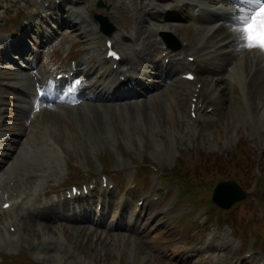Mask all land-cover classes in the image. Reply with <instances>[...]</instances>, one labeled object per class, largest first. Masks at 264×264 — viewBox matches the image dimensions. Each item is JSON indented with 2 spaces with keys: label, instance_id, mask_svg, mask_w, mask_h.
<instances>
[{
  "label": "rangeland",
  "instance_id": "374dc122",
  "mask_svg": "<svg viewBox=\"0 0 264 264\" xmlns=\"http://www.w3.org/2000/svg\"><path fill=\"white\" fill-rule=\"evenodd\" d=\"M42 1L43 0H0V39L7 38V35L12 36L15 33L20 38L25 34H29V37H25V39H29L27 44H29V48H31L30 52H32V48L38 49L36 40L40 43V39L37 33H44V29L47 26L46 24H42L43 28H41L38 21L34 23L32 19L37 18L42 12ZM176 1L179 3L180 0ZM182 1L190 2V0ZM55 2H61V0H56ZM62 2L68 6L80 8L86 20L90 21L89 23L91 25L88 28L94 27L95 39L91 45V54L96 53L97 57H95V63L97 66H99L101 54H103L106 39L108 37L112 39L114 35L118 34L127 38V41L122 39L123 43L128 42V44H130L133 42L131 39L134 40L138 29H140V25L143 24L144 31V27L147 26L148 31L152 33H150L151 41H153L154 44L155 42L158 43L160 51L161 48H163V45L160 43V40H162L161 34L169 33L173 35L171 40H173L175 44L179 43L181 45L180 51L175 52L178 53L177 57L181 58L183 55L185 57H193L189 56L195 55L193 54L195 52L193 48L199 49L204 41V35L201 30H198L196 27L197 24L194 22V18L200 13L201 7L203 8L202 13H204L205 16L211 14L206 11V8L210 6V3L206 1L200 2L202 4H208V6L199 7L187 4L183 7L182 5V9L173 12L179 14V19L176 20V24L183 25V27L185 26V29L176 32L175 29H172V31L170 28L162 26L169 30L163 29L159 23H155L148 19L147 16H143L141 11L144 6L147 7L149 3L153 5L158 4L156 6L161 5V7L166 9L170 8L169 6H171L172 3L169 0H62ZM100 2L105 5L104 8H99L98 3ZM142 3H144V5H142ZM216 4L217 2L211 5L215 6ZM220 5L221 4L217 7H220ZM149 9H153V7H148V10ZM19 11L24 16V20L17 22L15 19ZM62 14L65 16L66 10L64 13L62 12ZM96 15L107 17L109 22L113 25L114 31L110 36L101 32L99 23L95 20ZM163 17L164 16L159 19L162 22L164 21ZM141 21L145 23L140 24ZM27 22L33 24L30 28L31 31H28L29 24H26ZM48 26L49 27L46 29L49 33L54 35V39L45 49H42L43 51L40 50L42 51L40 55L41 59L38 60L35 69L30 71L31 74L38 71L47 74L56 69L59 71V69L64 67L63 58L65 59L68 53L71 59L77 60V64L87 58L88 54L82 52V50L84 51L86 49L83 44H79L80 47L74 46L73 52H70L68 49L69 46L77 41L78 35H71L69 41L65 38L70 32H63L61 27L54 23ZM59 39H65V41L59 42ZM192 39L197 42L193 47L190 46ZM116 40L117 38L115 41ZM232 40V38H228L224 43ZM146 44L149 55L146 56L148 64L144 65H151L149 62H157L159 57L162 58V64L164 63V59L165 62L170 60L169 57L165 58V53L163 54V51L162 53L160 51L158 52L157 47H155L156 44L152 45L150 42L152 47L149 46L148 43ZM121 46L123 47L126 45L121 44ZM153 46L155 47V51L153 50L154 52L150 55ZM209 47L211 48L210 45ZM54 50L56 53H53ZM210 50L211 49H204V52ZM202 51L203 49L201 48L200 53H203ZM248 51V49L245 50V55L240 53L239 58L244 56L248 58L249 61H252L249 57L252 53L248 55ZM28 54L29 53L25 55L27 59L29 57ZM205 55L206 54H204V56ZM80 57H82L81 60ZM196 57H198V55L193 58L197 60L198 58L196 59ZM200 58L202 59L199 60L198 66L196 64L192 65L190 71L196 72L198 77L203 75L202 77L204 78H212V82L206 81V83L197 84L196 81L189 84L181 80L182 82H179L178 85L176 84L174 89L175 93L177 91L180 93V95H177V101L176 99L173 100L172 96L168 95L167 92V95L164 93L159 97L161 99L157 98L154 100L153 97L151 98L152 101L148 100L146 103L144 102L149 113L147 116V123H142L143 119H139L142 118V116L139 117L137 113L136 118H130V120L127 118H125V120L118 119L115 117V113L119 115L122 111L118 112L113 110L110 113L107 112L108 115H98L95 117V121L92 118L91 121L83 119L79 127L72 115L71 118L74 121L71 120L69 115L71 111L68 112V108L64 106L56 108L54 113V116L58 120L57 124H55L56 128L47 125L48 122L42 115V117H38L35 123L41 120L40 124L43 130H45L44 128H48L50 133H47H49L53 139L54 136L61 139L60 146L55 143L49 135L47 141H45L46 139H42L38 142L37 140L41 139V137H37L34 132L31 133L30 131H28V135L22 137L24 143H22V138H14L16 135L13 132L19 127L23 120L22 114L19 111L21 109L22 112L26 111L23 108L26 102L24 100L25 103H22L17 100L19 95L14 93L13 87L10 85H15V83L18 82L20 84L19 86L22 84L28 86L31 84L32 76L28 74V71H23V73H26L20 75L22 80H18L10 71L4 69L8 66L6 64L8 61H5L6 58H3L4 62L0 64V108L3 112L0 117L2 121L0 128L1 142L6 140L7 137L21 142L19 146L17 145L15 147L19 148L21 146V149L19 148L13 153V159L15 156L22 155L24 160L26 159L31 163L34 158L39 160L40 157L43 156V160H47V156L52 155L50 159L56 160L57 168L52 169L56 167L55 162L49 164V162L45 163L46 161H43L40 169H49V171H46L48 173L43 175L44 173L41 172L42 170L32 172L36 175H43L42 178L38 177L30 181L32 179H30L27 174L23 175L24 177L20 179L13 180L15 177H8L13 171L22 172L25 169L22 167L17 168L15 165L11 169L10 166L14 161L10 158L9 162L12 161V163L9 165V168H6L7 171L5 173L0 174V179L7 175V177L4 178L6 181H3V183L7 185L4 190L0 192V196H3L0 207L4 201H17L21 195H34L33 201H36L37 196H35V194L39 192V198L46 205H49L50 202L44 199L46 187L61 189L63 187L69 188V186L73 184L81 185L88 184L89 182L94 184L95 181L99 182L101 180V176L106 175L107 178H112L114 182L121 184V191L115 189L110 190L116 195L117 200L126 199L130 209L133 210L136 205H140L145 199L144 206L147 217L153 213H160V215L154 222L153 227L158 230L152 231L149 235L143 234L142 236H135L137 242L133 238V242L135 241L136 243L137 252H133V247L130 245L133 243L131 242H128V245H126L127 242L124 243L130 248L127 249L126 247H122V245L120 246L121 241L118 243L116 238H114L115 241L110 238L108 241L106 240V243L103 239L95 241V236H91L88 238L89 240H87V238L83 236L80 228L69 225L70 222L51 224L47 221L46 224L36 222L29 214L25 217L26 220L23 222V228L30 235L16 233L14 232V227L11 229V235L8 231L9 227L5 226L6 219H2L0 220V235L8 238L11 243L9 244L1 239L0 264H19L18 260H20L21 264H136L137 262L134 263L132 256L135 253L141 258H145L143 264H192V262H194L193 264H232L234 262L244 264L246 261V254L253 248V251H255L256 246H253L255 244V236L259 238L258 248L263 254L252 252L253 256L258 258V262L253 261V264H264V202H262L261 199L263 198L264 200V118L261 124L259 119H252V116L248 119L243 117V119L239 121L233 120V122H237L234 125V129L230 127L231 119L234 117L230 107L231 99L233 101H238L242 94L241 89H235L229 90L226 95L224 94L221 98V104L216 101L217 106L200 103L199 106L204 105L203 108L206 109L205 114L210 116V120L203 117L205 115L204 113L200 116L199 120L193 119L190 115L189 106L191 99L189 98V91H192L197 84L198 87L202 86L200 91L204 93L209 85L216 84L217 79L222 78L225 80L226 78L223 75H218L217 77L216 74H212L211 71H208L209 69L204 71V59L203 57ZM56 61L60 63L54 67L53 64H55ZM236 62L234 64H236ZM20 63L24 64V61L21 60ZM70 65V63H67V68H69ZM177 66L178 65H176V74L179 73ZM99 68L103 70L104 75H107L109 70L112 69L109 64H105ZM196 68H198L199 74ZM148 70L154 71L155 73V69L148 68ZM186 71L189 70H185L179 75H183ZM179 75H176V79ZM150 79L152 81L160 80L159 78ZM224 84L226 85V82ZM218 85H220L221 88V83H218ZM156 93L157 92H154L155 95ZM173 95L175 96L174 93ZM184 95H187L186 100L184 99ZM100 107L103 106L101 105ZM78 108L79 107H77V109ZM99 108L97 105L95 106L97 112ZM216 108H218L217 113L213 111V109ZM61 109L69 113L65 118L59 116L57 118L56 113ZM183 110L187 111L186 116L182 115L181 111ZM197 112L198 114L200 113L199 110ZM123 114L126 115V112L124 113L123 111ZM139 114H144V112L141 111ZM100 121L106 126V134L103 139L102 137L100 138ZM24 122H26V120ZM130 123L133 124L131 125ZM228 125L229 128L226 129ZM9 129L12 131L9 132ZM79 131L82 134H79ZM68 132H70L71 137H69ZM82 139L83 141H81ZM38 144H40L39 147ZM4 146L8 147L9 144L3 142L0 149ZM7 150L8 148L4 151ZM50 151L52 154H50ZM48 164L52 168L45 167ZM145 164H147L145 168L150 178V187H142L139 183H136L133 177L137 168L141 169ZM176 165L177 167L175 170ZM37 166L38 165L34 164L28 166V169L32 167L34 170ZM166 176L167 178H165ZM44 177L51 178L49 180ZM31 178H35V176L31 175ZM163 181L168 186L165 185L162 187L161 184ZM222 181H234L239 184L245 192L246 198L238 202L230 210H221L223 211L221 212L222 218L220 213H215V217L219 218L220 216L219 223H216L215 218L211 219L208 217V209L203 207L206 202L210 203L215 193L216 186ZM14 182H17V184ZM177 184L185 189L182 198H180V193L176 186ZM60 185L63 187H59ZM166 191H168V193ZM13 194H16V196L8 197L13 196ZM196 207L199 208L197 209ZM125 208V212L127 213L129 208L126 206ZM18 211L19 210H16V208L11 209L9 211L11 214L10 217L13 218V215H16ZM189 212L192 214L191 219H199L200 222L195 225V227L191 222L189 226H187L189 230L193 231L194 236L190 238L192 240L197 239L196 241L199 242L198 245L190 249L196 251V249L201 248L202 250V252L196 251L199 254L196 260H193V258H195L194 255H192L191 259L188 258L184 260L182 254L179 257L174 256V254H170L166 248L171 246L174 249L178 248L180 252L188 250V247H184V244L189 241V235H183L187 232H185L182 225H179V220L184 213ZM210 212L213 213V209ZM42 215H44V211ZM41 224H45V226L43 225L45 231L36 237L33 234L39 231ZM32 229H34L33 232L30 231ZM200 234H203L202 238L199 237ZM240 237L244 238L243 242L239 240ZM247 240L249 241L250 245L248 246L250 249H247L244 253L245 248H247L245 247V242ZM209 242H211L210 245L215 247L212 251L209 249ZM241 244L243 249L239 251V248H242L240 247ZM55 247L56 249H64L65 253H54L53 250ZM69 253L78 257L76 263H73V260H66L67 256L70 255ZM14 257H17L18 260L14 259ZM8 259L12 262L7 261Z\"/></svg>",
  "mask_w": 264,
  "mask_h": 264
},
{
  "label": "bare ground",
  "instance_id": "6f19581e",
  "mask_svg": "<svg viewBox=\"0 0 264 264\" xmlns=\"http://www.w3.org/2000/svg\"><path fill=\"white\" fill-rule=\"evenodd\" d=\"M55 1L56 0H51V1L43 0L42 1L43 4L48 3L49 5L46 8V10L42 11L41 14L38 15L37 18L33 19V22L36 23L38 21V24L41 28H43L42 24H46L47 26L46 28H48L49 27L48 25H51V23L59 25L61 29L63 30V32L65 31H67V33L70 32L66 35L67 40H69L71 35H78L77 42L80 44L82 43L86 47V51L88 52V58L85 61V65L79 64L77 68L79 73L80 72L84 73L87 78V85L85 84V94L88 96V99L84 101L83 104L81 105L77 104V106L74 108H68V112L71 111V114L61 109L59 112L56 113L57 118L58 116L65 118L66 115L68 114L70 115V118H71V115H72L75 118L76 123L79 126V124L83 122V119H88L91 121V118H92L95 121V117H97L98 115H103V114L105 115L107 114V112L110 113L111 111L115 110L118 112L122 111V113L121 114L119 113V115L118 113H115L116 114L115 117H117L118 119L125 120V118H127L130 120V118H136V113H137L139 117L142 116V118H139V119H143L142 123L144 122L147 123V116L149 115V113H148V110L144 102L146 103V101L148 100L152 101L151 98L153 97H154L153 99L156 100L162 94L164 93L166 94L167 92H168V95L172 96L173 100L174 99H176V101L178 100L177 95L178 94L180 95V93L179 91L175 93L174 89H175L176 84L178 85L179 82H181V80L180 78L176 79V75L178 76L182 70H184L185 68H188V65L185 62H176V64H173L172 66H166V67L164 65H159V63L156 65L151 62H149L151 65H144V64H148V60L146 59V56L149 55L148 54L149 50L147 49L146 43H148V45L151 46L150 42L151 44L153 42L151 41V35H150L151 32L148 31V27L147 26L144 27L145 31L143 29V25H144L143 23L145 22L143 21L140 22V24H143V25H140L139 27L140 29H138L134 37V40L131 39L133 42H131L130 40L131 42L130 44H128V42L123 43L122 39L127 41V38H124L121 35L117 34V35H114L113 37L114 44L118 50L120 47H122L121 44L126 45L120 48V51L122 52V59L118 62L120 63V66H118V73H123L124 71L122 70V68L127 67L126 79L124 81H121L119 80V77H114L112 72H109L107 75H103L100 73L95 74V70L98 67H100L102 64L100 63L99 66L97 67L95 63V56L91 55V45H92L93 40L95 39V33L93 29L94 27L92 26L90 29L88 28L91 25L89 23L90 21L86 20V17L83 16V13L81 12L80 8H75V7H71L68 5H64L63 3H60L57 5ZM169 1H171V3L173 2L172 4L170 3L171 6H169L170 7L169 9L163 8L161 6H155L152 3H149L147 7L144 6L142 13H143V16H147L148 19H150L151 21H154L155 23H159L161 27L163 26L165 28H170L171 30L175 29L176 32L184 30L185 26L183 27V25L176 24V20L179 19V14L178 13L169 14L168 13L169 10L182 9L187 4H189L190 6L195 5L199 7L208 6V4H202L201 3L202 1H206L210 3L211 9H212L211 17L208 18L202 15V13H200L197 17L196 24L199 25L198 30H201V32L204 35V41L202 43V46L199 47V49L193 48V50H195L194 53L198 55L199 60L202 59L200 57H203L204 59L203 62L205 63L204 70L207 71L209 69L208 71H211L212 74H216L217 77L218 75H223L226 77L225 80H223L222 78L217 79L216 84L214 83L215 85L213 84L209 85L205 89L206 94L205 92L202 93L198 89L197 84L204 83V82L206 83V81L212 82L211 81L212 78H209V77L204 78L202 76L199 77L196 87L192 91H189V98L191 99L190 106H189L190 114L192 111L191 108L193 107V104L195 103L193 100L194 98L200 99V102L198 103V107H197V111L199 110L200 113L198 114L197 112V114L201 116L203 113L205 114L206 109L203 108L204 105L212 104L214 106H217L216 101L220 102L221 104V98L224 96V94L226 95V93H228L229 90L241 89L242 94L240 96V99L238 101L234 100L235 102L231 99V102H230V107L232 109L231 111L234 114V117H232L231 119L230 127H232L233 129L235 128L234 125L237 122H233V120L239 121L240 119H243V117H246L248 119L250 116H252V119H259V121L262 124V119L264 118V54H263L264 52L262 53L259 49L250 50L247 47V40L245 38V33L243 31V28L245 26V21L246 20L250 21L251 17L260 8L258 7L259 3L257 2V0H248V2H245V0H202V1L200 0L201 2L199 0H190V2H184L180 0L179 3H177L176 0H169ZM216 2L217 4L215 6L211 5L212 3H216ZM221 3L223 5L218 8L217 6H219V4ZM148 7H153V9H155L156 14L153 15L152 12L148 10ZM65 10H66V14L64 16L62 12L64 13ZM160 13L166 14V19L163 22L160 21L157 16ZM32 26L33 24H29L28 31H31L30 28ZM46 28L44 29L45 31L44 33H37L38 38L40 39V43L37 42L36 40L39 46V49L34 48V52L33 54H31L28 60H27V57H25V55H27L29 51V47L27 46L28 40H26L25 37H29V34H25L21 38L17 36V34H14L12 36H8L7 38L0 39V58H1L0 64L4 62L3 58H6L5 60H10L9 65L6 63L8 66H6L4 69L7 71H10V73L16 76L18 80H22L20 75L21 74L24 75L26 73V72L23 73V71H28V74L31 75L30 70L35 69L36 60L38 61L41 59L40 55L43 51L42 49H45L53 41L54 35L52 33H49V31ZM165 30H169V29H165ZM116 38L118 41L117 40L115 41ZM228 38H232L233 40L228 41L227 43H224L226 42V39ZM109 40H111V38ZM219 42H223V43H219ZM195 43L197 42L194 39H192L190 42V46L192 47L195 46L196 45ZM209 45L211 46V48L209 47ZM201 48L203 49L202 52L206 54L207 56L206 55L204 56L203 53H200ZM208 48L211 50L208 52L206 51L204 52V49L209 50ZM247 49L249 50L248 55L249 53H252L249 55L252 61H249V59L244 56L242 57L240 56L241 58H239L240 53H243L242 55H245L244 52ZM153 50L155 51L154 46H153V49L151 50L150 55H152V53L154 52ZM11 52H16L15 54L20 55V57H22L23 60L26 59V61L24 62V64L26 65L22 66L25 69L19 68L17 67V65L19 66V64L13 63L14 60L17 59V57L15 56L14 60L13 58L11 59V56H10ZM107 53H108V49H106L104 53V58L102 59V62L106 61ZM235 62L236 64H234ZM115 64H117V62H113L112 65L114 66ZM176 65H178L177 67L179 69L178 70L179 73L177 74H176L177 72ZM20 67H21V63H20ZM148 68L155 69L156 74L154 73V71H149ZM184 74L187 75L188 72ZM162 75H163V78H162ZM32 78H31V84L29 85L27 84L28 86L23 85V84L19 86L20 84L18 82H16L15 85H10L13 87L14 93L19 95L17 100L21 101L22 103H25L24 100L29 99L26 101L27 105L25 104H24L25 106L23 105V108L26 111L22 112V109L19 111L22 114L21 116L23 117V120H22V123H20L19 127L16 128L15 130L16 132L15 131L13 132L16 135L14 138H17V137L22 138L24 135H28L27 132H28V129H30L29 127L31 126V129H34V131L38 133L37 137H41V139L37 140L38 142L42 139H46L45 141H47L48 135L51 137V135L49 134L50 130H48V128H44L46 131L42 129V125L40 124L41 120L37 121V123H35L36 121L30 123L29 118L31 114L33 113L32 111H38L37 109H40V112L35 114L34 117L38 118L42 115L47 120L48 122L47 125H50L53 128H56L55 124H57L58 120L54 116V113L56 111V108H59V107L61 108L62 105L60 102H58V99L55 97L52 101L53 103H50V102L47 103V101L38 100V98L35 95V92L37 90V89H34V87L36 86L35 83L39 82L37 85L40 87L37 90V95H38L41 89L43 90L47 89L46 85H47L48 79H45L39 73H37L34 77L32 76ZM150 78L152 79L159 78L160 80L152 81ZM225 82H226V85L224 84ZM218 83H221V88H220V85H218ZM139 88L143 90L142 92L146 93L144 94V96L146 95L145 96L146 99L142 100L141 102L138 99L139 98L138 96H140V92L138 93L137 90ZM110 90L113 91V94L109 92ZM154 92H157L156 95L154 94ZM173 93L175 94V96L173 95ZM147 95H149L150 97ZM186 96L187 95H184L185 100H186ZM200 103H204V105L199 107ZM96 105L98 108L101 105L103 106L99 108V111H98L99 113L95 109ZM77 107L79 108L77 109ZM117 109H120V110H117ZM214 110L217 113L218 108ZM123 111L124 113L126 112V115L123 114ZM141 111L144 112V114H139V112ZM181 112H182V115L186 116L187 114L186 110H183ZM1 114H3V112H2V109L0 108V117H1ZM203 117L205 119L210 120L209 118L210 116L208 114H205ZM25 120L27 121L24 122ZM71 120L74 121L72 118ZM0 125H2L1 118H0ZM104 125L105 124L102 121H100L99 130L101 131L100 138L102 137V139L104 138V135L106 134V128H105L106 126ZM243 126H244V123H243ZM227 128H229V125L226 127V129ZM8 131L10 132L12 130L9 129ZM80 133L81 132L79 131V134ZM68 135L69 137H71L70 132H68ZM21 140H22V143H24L23 138ZM53 141L60 146V143H61L60 138H57L56 136H54ZM81 141H83V139ZM3 142L9 144V146L8 147L4 146L0 149V174L5 173L7 171L6 168L7 169L9 168V165L12 163V161L9 162L10 158L11 160L14 161V163L10 166L11 169L12 167H14V165L17 168L22 167L23 169H25L22 172L13 171L8 176V177H11V176L15 177L13 180L20 179L21 177H24L23 175H27V174L30 179H34V178H31V175L35 176V179H37L38 177H42L43 175L48 173L46 171H49V169H40V167H42L41 163L43 161H46L45 163L49 162V164H51L52 162L56 163L55 159H50L52 155L47 156V160H43L44 158L43 156L40 157L39 160L34 158L31 163H29L28 160L26 159L24 160V158H22V155L15 156V158L13 159V153H15L17 149H19L21 146L19 148L18 147L15 148V147L17 145L19 146L21 142L20 141L17 142L16 140H13L11 137H7L6 140H4ZM39 145L40 144H38V147ZM6 148H8L9 152L8 150L4 151ZM50 154H52L51 151H50ZM49 160H53V161H49ZM34 164L38 165L36 169L33 170L32 167L28 169V166H31ZM49 164L45 167L52 168ZM56 168H57V163H56V167L52 169H56ZM33 171H41L44 174L36 175L32 173ZM6 177L7 175L4 178ZM4 178L0 179V187L5 185L3 183V181H6ZM44 178L50 180L51 177L49 178L44 177ZM109 195L113 196L110 192H109ZM6 203H11V202L5 201L3 205H5ZM111 203L112 201L110 200V204ZM117 203H118V206H117L116 211L107 210L105 208L103 211L100 212L98 210H95L94 207L92 209V206L90 207L84 206L80 208L76 214L71 208L66 206V210H68V212H73L74 220L75 222L80 223L79 225H76L74 220H69L63 215H56V212L52 208H49L48 212L45 215L40 216L39 213L37 212H34V213L31 212L29 207L28 208L26 207L25 202L24 204L23 203H19V204L11 203L12 209H15L16 207H18V210H19L16 215H13L14 219L10 217L11 214L9 213V211L11 209L10 210L4 209L2 206L0 208V220L6 219L5 226L9 227L8 231L10 232V234H11V229L13 227H16V230H15L16 233H23L26 235H30L23 228L24 227L23 222L26 220L25 217H27V214L31 215L32 218L36 222H42L46 224H47V221L48 223H51V224L60 223L61 221H65V222L70 221L69 225L79 227L83 236L87 238V240H89L88 239L89 237L95 236L96 237L95 241L103 239V241L106 243V240L108 241L110 238L111 240H114V238H116V241L118 243L119 241H121L120 246L122 245V247H126L127 249H130L129 247L126 246L128 245V242L133 243V244H130V243L129 244L132 245L133 252H137V247L135 245L136 243L135 241L133 242V238L135 239L136 238L135 236H142L143 234L149 235L150 234L149 230L151 229L152 224L155 222V219L158 218V215L157 213H153L152 217L145 219L144 218L145 212L141 213V215H138V213L136 212V209L133 210L132 212L131 210H129L127 214L125 212V209H126L125 206L129 208V205L125 202H117ZM139 210L141 211L142 209H139ZM93 215H95L96 217L100 215V218L99 219H97L96 217L94 218ZM18 220L20 221V223ZM91 221H93L92 224H91ZM43 225L45 226V224H41L39 231L33 234L34 236L37 237L38 235H41L43 231H45V228ZM93 225L100 226V227L104 226L105 232H103L102 234V231L100 232L97 228H93L92 227ZM0 228H1V225H0ZM30 231L33 232L34 229ZM1 239L4 242H7L9 244L11 243V241H9L8 238L0 235V241ZM126 242L127 244L125 245L124 243ZM117 244L115 245L118 246ZM53 252L54 253L57 252L59 254L65 253L64 249H56V247L54 248ZM66 252H67V249H66ZM189 253L191 254L192 250H189ZM69 254L70 255L67 256L66 260L67 261L68 259L73 260L72 262L76 263V260L78 257L74 256V254L72 253H69ZM132 256L134 259V263L137 262L136 264H139V263L143 264L145 261V258H141L137 256L136 253L133 254Z\"/></svg>",
  "mask_w": 264,
  "mask_h": 264
},
{
  "label": "snow or ice",
  "instance_id": "6c2138e0",
  "mask_svg": "<svg viewBox=\"0 0 264 264\" xmlns=\"http://www.w3.org/2000/svg\"><path fill=\"white\" fill-rule=\"evenodd\" d=\"M248 2V0H245ZM260 3V0H257ZM245 38L247 40V47L251 49H259L264 52V4H261L259 10L251 17L250 21H245L243 28ZM109 55L119 58L116 53L111 52ZM189 79L193 77L189 76ZM8 207V205H5Z\"/></svg>",
  "mask_w": 264,
  "mask_h": 264
},
{
  "label": "water",
  "instance_id": "95a60500",
  "mask_svg": "<svg viewBox=\"0 0 264 264\" xmlns=\"http://www.w3.org/2000/svg\"><path fill=\"white\" fill-rule=\"evenodd\" d=\"M244 195L233 183H221L214 196V201L225 209H229L238 200L243 199Z\"/></svg>",
  "mask_w": 264,
  "mask_h": 264
}]
</instances>
